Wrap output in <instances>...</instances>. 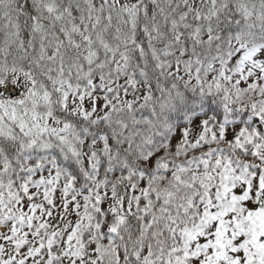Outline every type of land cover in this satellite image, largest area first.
<instances>
[{"label":"snow or ice","instance_id":"snow-or-ice-1","mask_svg":"<svg viewBox=\"0 0 264 264\" xmlns=\"http://www.w3.org/2000/svg\"><path fill=\"white\" fill-rule=\"evenodd\" d=\"M0 264H264V0H0Z\"/></svg>","mask_w":264,"mask_h":264}]
</instances>
